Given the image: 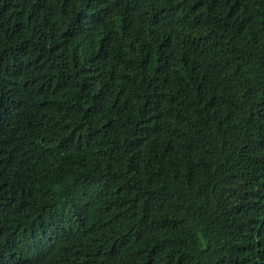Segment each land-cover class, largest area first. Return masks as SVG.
Here are the masks:
<instances>
[{"label":"trees","instance_id":"obj_1","mask_svg":"<svg viewBox=\"0 0 264 264\" xmlns=\"http://www.w3.org/2000/svg\"><path fill=\"white\" fill-rule=\"evenodd\" d=\"M0 264H264V0H0Z\"/></svg>","mask_w":264,"mask_h":264}]
</instances>
